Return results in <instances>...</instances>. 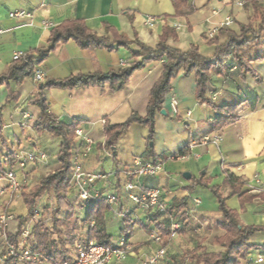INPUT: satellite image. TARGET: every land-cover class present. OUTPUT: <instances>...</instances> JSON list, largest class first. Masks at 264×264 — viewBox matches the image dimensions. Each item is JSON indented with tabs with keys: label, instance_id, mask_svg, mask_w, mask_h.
I'll use <instances>...</instances> for the list:
<instances>
[{
	"label": "crops",
	"instance_id": "1",
	"mask_svg": "<svg viewBox=\"0 0 264 264\" xmlns=\"http://www.w3.org/2000/svg\"><path fill=\"white\" fill-rule=\"evenodd\" d=\"M236 1L186 0L177 10L172 0H0V75L8 72L14 53L29 54L46 49L51 31L66 22H80L88 32L108 41L122 37L131 44L108 51L104 48L84 50L73 40L59 42L36 67L43 82L77 74L118 71L133 61L131 55L137 46L132 42L154 49L165 26L174 32L173 37H166V46L182 52L194 46L203 57H211L215 48L226 41V32L238 34V26L246 25L252 15L250 2L237 10ZM257 4L264 10V0H257ZM18 10L30 13L31 18H9V13ZM227 16L232 17L233 23L209 37V31ZM147 17L162 21L148 28L144 25ZM29 22L32 26L27 25ZM44 23L51 26L45 27ZM249 67V73H242L234 60H230L224 75H218L215 68L209 70L205 98L217 106H238L237 121L214 131L211 120L215 113L196 99L194 74L185 75L179 71L170 80V89L162 100L164 114L159 111L154 116L153 142L149 144L153 157L147 153L148 129L136 123L122 132L112 152L105 151L101 143L104 124L119 125L132 115H145L150 91L162 72L161 61H150L134 71L120 91H111L108 85L44 91L48 112L58 122H78L83 134L94 141L91 155L79 158L84 171L103 177L94 182L92 189L99 193H116L114 207L127 211L130 218L140 222L128 240L133 255L122 263L112 260L110 264H139L151 250L159 247L149 241L150 232L155 230L149 219L150 212L131 203L122 189L127 179L120 172L135 160L161 164V171L155 176L141 179L142 188L159 189L168 207L174 208L170 213L173 220L180 226L181 222L183 224L182 232H177L171 241L167 264L183 256L184 247L191 245L188 250H194L193 245L215 232L214 226L207 228L209 222L220 220L218 202L211 189H216L223 197L229 193L230 187L224 185V172L242 184L235 195L225 199V206L237 214L242 225L261 228L248 239L250 249L240 262L264 264V261H255L256 254L264 255V59L250 62ZM38 84L30 76L18 86L13 81L0 86L2 168H10L9 163L3 161L5 155L40 150L47 156L45 161L27 165L23 171L15 161L11 170L16 172L22 186L37 170H42L45 176L58 168L54 160L60 149V139L36 133L33 129L40 111L29 100ZM213 95L215 98L211 100ZM213 132L221 136L218 144L197 142L188 147L191 140ZM181 151L186 159L173 158ZM108 157L112 163L110 171L106 172L102 161ZM183 174H188L189 179ZM161 221L166 229L169 228L164 217ZM120 226L109 212L107 229ZM188 235L196 238L190 240ZM207 242L202 245L208 247Z\"/></svg>",
	"mask_w": 264,
	"mask_h": 264
},
{
	"label": "trees",
	"instance_id": "2",
	"mask_svg": "<svg viewBox=\"0 0 264 264\" xmlns=\"http://www.w3.org/2000/svg\"><path fill=\"white\" fill-rule=\"evenodd\" d=\"M247 1L252 6V15L248 23L238 26V34L232 31L226 32V41L215 48L211 57H203L194 46H191L185 52L166 46V37H173L174 32L165 26L163 35L154 49L148 48L139 42H132L137 46V49L131 55L133 61L118 71L71 75L60 80H45L37 85L36 92L29 100L40 111L33 129L36 133L46 132L60 139V149L56 156L58 168L41 178L39 183L29 191L26 186H22L19 195L20 201L26 209V215L13 216V219L9 222L7 227V241L9 243L16 246L23 230L27 227L26 247L47 255L51 262L59 264L73 261L78 245L87 246L89 242L94 241L98 245L109 246L112 241L106 227L109 209L103 199L87 201L78 207H75L70 200L73 193V187L70 183L71 168L73 157L77 152V146L74 145L73 138L74 130L79 126V123L75 121L70 123L58 122L48 112L44 91L49 88L76 89L105 85H108L111 91H120L134 71L141 69L150 61H161L162 72L150 91L145 115L143 117L132 115L125 123L119 125H103V148L105 151L112 152V148L122 132L130 124L136 123L147 127V153L150 157H153L152 146H149V144L153 142L154 116L161 111L162 100L170 89V80L179 71H182L185 75L194 74L196 99L207 104L215 113L214 118L211 120V130L214 131L231 125L238 119V106H217L205 98V94L211 68H215L218 75H224L227 63L234 60L242 73H249L251 71L250 62L264 59V10L257 4V0ZM185 2L186 0H172L177 10ZM68 40H73L84 50L104 48L112 51L117 47H127L131 44L124 41L122 37L108 41L104 37H98L88 32L80 22H66L51 31L49 46L46 49H38L26 54L23 59L12 61L8 72L0 75V86L10 81L18 86L25 78L33 76L36 67L53 50L54 46L59 42ZM260 48L263 50L259 51ZM181 154L182 151L177 155ZM3 161L10 165V168L7 169L2 168L0 163V168L4 171L11 170L15 164L11 154L5 155ZM224 175V185L230 187L229 193L223 197L216 189H211L217 199L220 214L217 226L224 231L222 238L213 240V244L217 245L220 250L208 252L202 247H198L196 251L172 261L171 264H236V260L243 258L250 249L247 243L248 239L261 228L242 225L237 214L225 206V199L235 195L242 184L231 174L224 172ZM43 192L51 194L53 204L51 207L43 208L36 219L37 199ZM173 210V207H168L167 212L169 215ZM162 217L164 215L156 211L150 212L149 215L154 229L160 232L163 237L162 246H165L169 231L161 221ZM129 218L128 213L126 217L121 219V226L118 228L126 244L131 238L134 227L140 224L135 220L130 221ZM164 218L168 223V218ZM182 225L181 222L177 232H182ZM2 245L0 239V249L3 247ZM10 261L8 259L5 264H11Z\"/></svg>",
	"mask_w": 264,
	"mask_h": 264
},
{
	"label": "built area",
	"instance_id": "3",
	"mask_svg": "<svg viewBox=\"0 0 264 264\" xmlns=\"http://www.w3.org/2000/svg\"><path fill=\"white\" fill-rule=\"evenodd\" d=\"M244 6L242 0H238L234 3V7L237 10H241ZM213 15L216 12H212ZM9 18L11 19H25L31 18V14L18 10L13 13H9ZM162 19H156L152 17L145 18L144 25L148 28H153ZM233 23L232 17L227 16L219 24V26L212 28L208 36L213 37L220 29L227 28ZM28 26H32V23H27ZM45 27L51 26L50 23H44ZM26 54L21 52H16L13 54L12 61H18L23 59ZM33 79L36 83L43 82L42 74L35 70L33 73ZM217 95H220L218 93ZM215 95L211 97L214 100ZM172 104L175 101L172 100ZM104 124V122H102ZM221 140V136L218 132H213L207 136L200 139L191 140L188 147L195 145L197 142L200 144H218ZM73 143L77 146V152L73 157L70 183L73 187L72 193V203L75 207L84 204L87 201H97L98 199H103L107 205L111 217L116 221L121 222V219L126 217L127 211L122 212L121 210L115 208L117 203V195L114 192H96L92 189L94 182L103 177L87 173L82 168L79 162V158H84L89 155L94 145V141L86 137L80 128L74 130ZM101 147H104V143H101ZM104 149V148H103ZM14 160L20 171H23L27 165L34 164L37 162L45 161L47 156L44 152L40 150H34L27 153H14L12 154ZM173 158L178 160H184L187 158L185 155H176ZM172 158V159H173ZM161 171V164L159 162L144 161L140 162L135 160L131 165L127 166L125 170L120 173L127 179L123 185L122 189L127 194L128 200L135 204L140 209L145 212L156 211L164 215V217L169 220V235L167 238V243L162 246L163 237L160 232L153 230L149 234V241L158 244L157 249L151 250L147 256L140 261L139 264H165L168 262V251L172 239L175 237L177 230L179 229V224L174 221L169 213L167 212L168 205L161 198L160 191L157 188H142L141 179L149 176H155ZM0 180L2 185L0 186V239L2 241V248L0 249V264H5V262L10 259L11 264H58L50 261L47 255L42 254L38 251L32 250L26 247V238L28 236V229L25 227L21 237L19 238L18 244L15 246L7 241V227L9 222L13 219V215L10 212L11 204L20 199V190L22 185L17 180L16 172L13 170L4 171L0 168ZM139 190L138 193H134V190ZM38 218L37 215L35 217ZM129 220H134L129 218ZM133 255V250L131 246L124 240L123 237L118 240L111 241L109 246H102L91 241L87 246L78 245L76 247V255L73 261L63 262L59 264H110L112 260L116 263H122L128 256ZM256 262H263L264 255L256 254Z\"/></svg>",
	"mask_w": 264,
	"mask_h": 264
},
{
	"label": "rangeland",
	"instance_id": "4",
	"mask_svg": "<svg viewBox=\"0 0 264 264\" xmlns=\"http://www.w3.org/2000/svg\"><path fill=\"white\" fill-rule=\"evenodd\" d=\"M242 1L244 2V6H245V4H247V0H242ZM41 134H48V133L43 132ZM48 135H50V134H48ZM91 153H89V156L91 155ZM54 161L56 163V160H54ZM111 163L112 162H111L110 157H108V158H106V160H103L102 161V164L104 166L103 167L104 168V171H106V172H109L110 171ZM49 173H47V174H49ZM43 175L44 174H43V171L42 170H37L35 173L31 174L30 177L26 178V184H25V186L28 189V191L30 189H32L33 187H35L39 183V180L41 178H43V177L46 176V175L45 176H43ZM1 185H2V181L0 180V186ZM70 200L71 201L73 200L72 199V196L70 197ZM52 204H53V200H52L51 194L50 193L45 194V192L41 193L40 196L38 197L37 203H36L37 217H39V215L41 214L43 208L51 207ZM10 212L12 213V215L14 217H17V216H25L26 215V209L23 206V204H22V202L20 201L19 198L17 200H15L11 204V206H10ZM210 225L211 226H214V228H215V232L213 233V235H208L206 238H204V240L199 241L197 243V245H193L195 247L194 250H188V249H190V247H192L191 245L190 246L188 245V246L184 247L185 248L184 249V255L196 251L198 247H202L203 249H205L208 252H214V251L220 250V248L217 245H214L213 244V240L216 239V238H222L224 236V231L217 226V222H215V223L214 222H209V224L207 225V228ZM108 233L111 235L112 241L118 240L119 238L122 237V236H120V232H119V230L117 228H113V229L110 228V229H108ZM186 237H189L190 240L196 238L195 235H188ZM204 242L205 243L207 242L208 247H210V248L204 247L202 245V244H204ZM183 256H180V258L183 257ZM180 258H178V259H180ZM165 264H167V263H165ZM236 264H241L240 259H237L236 260Z\"/></svg>",
	"mask_w": 264,
	"mask_h": 264
},
{
	"label": "water",
	"instance_id": "5",
	"mask_svg": "<svg viewBox=\"0 0 264 264\" xmlns=\"http://www.w3.org/2000/svg\"><path fill=\"white\" fill-rule=\"evenodd\" d=\"M160 113H161V114H164V111L161 110ZM183 177H184L185 179H189V175H188V174H183Z\"/></svg>",
	"mask_w": 264,
	"mask_h": 264
}]
</instances>
